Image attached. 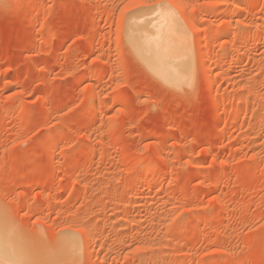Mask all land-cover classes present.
I'll use <instances>...</instances> for the list:
<instances>
[{
  "label": "rangeland",
  "instance_id": "rangeland-1",
  "mask_svg": "<svg viewBox=\"0 0 264 264\" xmlns=\"http://www.w3.org/2000/svg\"><path fill=\"white\" fill-rule=\"evenodd\" d=\"M166 19L178 84L129 36ZM0 247L264 264V0H0Z\"/></svg>",
  "mask_w": 264,
  "mask_h": 264
},
{
  "label": "bare ground",
  "instance_id": "bare-ground-1",
  "mask_svg": "<svg viewBox=\"0 0 264 264\" xmlns=\"http://www.w3.org/2000/svg\"><path fill=\"white\" fill-rule=\"evenodd\" d=\"M167 9H168V12L171 13V11H169L170 9L169 8H167ZM159 10H157L158 11L157 13H159ZM165 12H166V10H165ZM168 12H166V13H168ZM158 16H159V14H158ZM133 19H132V22H134ZM136 19H138V22L140 23L139 17ZM157 19H158V17H157ZM162 20L164 21V19H162ZM135 21H137V20H135ZM167 22H169V21H167V19H166L165 23L151 24L152 29H150V30L147 29V27H150V25L149 26L146 25L147 27L145 29H147V30H144V29L141 30L142 28L139 29V27L137 29L134 26L136 31H134L135 33L133 35V32H131L132 31V28H131V31H129L131 35L129 34V36H130V41H131V45H132L133 50L138 55L140 60H142L143 63L153 73H155L157 76L162 78L164 80V82H167L168 84H178V83L183 81L184 75H183V70L179 69L180 66L177 67L175 63H176V61H179V62L182 60L185 61L184 60L185 57L188 56L187 55L188 49L184 45L185 41H182L181 36L176 31H175L176 32L175 37L173 36L174 30L170 27V24H168ZM131 24H133V23H131ZM129 26H130V24H129ZM177 34L179 35L180 38L176 37ZM186 46H187V44H186ZM178 65H181V64H178ZM64 237L65 238L67 237L66 239H68V240H69V238L72 239L71 235H70V237L67 235ZM74 240H76V239H74ZM61 241L63 242V240H61ZM19 260H20V257L13 256V255L11 256L10 254L5 253L2 250V248L0 247V264H4V262L6 264H19Z\"/></svg>",
  "mask_w": 264,
  "mask_h": 264
}]
</instances>
